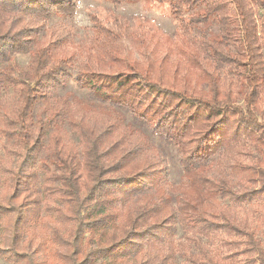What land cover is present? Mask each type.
<instances>
[{
  "label": "trees",
  "instance_id": "trees-1",
  "mask_svg": "<svg viewBox=\"0 0 264 264\" xmlns=\"http://www.w3.org/2000/svg\"><path fill=\"white\" fill-rule=\"evenodd\" d=\"M156 1L196 34L186 50L96 16L75 41L51 20L71 18L77 0H0L5 261L264 264L254 222L236 212L247 206L261 220L264 207V0ZM211 21L209 37L198 26ZM70 80L91 98L54 95ZM135 123L175 147L179 183ZM213 238L223 253L200 241Z\"/></svg>",
  "mask_w": 264,
  "mask_h": 264
},
{
  "label": "rangeland",
  "instance_id": "rangeland-1",
  "mask_svg": "<svg viewBox=\"0 0 264 264\" xmlns=\"http://www.w3.org/2000/svg\"><path fill=\"white\" fill-rule=\"evenodd\" d=\"M195 12L184 13V19L188 20V17ZM264 15L262 12H258V16ZM96 16L103 24L109 23L114 19L125 22L132 29H138L142 36L146 40L150 41V44L158 42L163 44L164 48L172 46H181L180 48L187 49L191 41V36L196 35L185 33V30L180 27L179 21L175 19L170 13L168 4L165 2H159L156 0H139V1H126V2H114L111 0H77V8L74 15L71 18L53 19L51 22L63 21L67 24L70 31L73 34L75 41L88 39L91 35L92 20L91 17ZM205 30L209 37L215 36L217 33L216 24L211 21L207 24L198 26ZM30 53L17 54L13 57V61L20 66H24L28 63ZM137 56L135 55V58ZM139 59V58H136ZM74 74V70H73ZM54 95L56 96H69L70 98L78 99H90L91 96L87 90L80 88L75 81L70 80L63 89H59ZM8 96L0 91V98H7ZM122 112V111H121ZM125 121L127 123L133 122L132 117L128 112H124ZM136 127H140L151 139L153 145L158 146L164 153L169 168V179L174 183H179L182 179V168L179 163V154L175 147L168 144L164 139L153 135L146 126H140L134 124ZM3 156L0 149V157ZM227 204V202H224ZM264 206V203H261ZM237 216L241 221H249L255 225V236L259 241L260 247L264 249V207L260 209L261 220L255 217L257 212L247 209V206L236 209ZM255 212V213H253ZM183 232L180 227H177L176 233L173 237V241H181ZM202 243L207 244L210 251L220 254L224 252V247L220 245L219 240L213 238V240L206 242L205 239L200 240ZM234 253V252H233ZM244 260L245 257L241 256L235 260ZM176 264H185L184 259L179 254L176 255ZM0 264H13L5 261L0 257ZM99 264V261L96 262Z\"/></svg>",
  "mask_w": 264,
  "mask_h": 264
}]
</instances>
